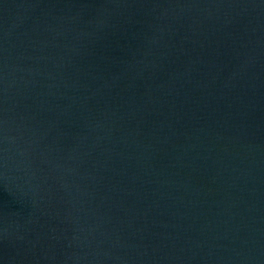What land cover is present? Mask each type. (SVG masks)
Segmentation results:
<instances>
[{
    "label": "water",
    "instance_id": "1",
    "mask_svg": "<svg viewBox=\"0 0 264 264\" xmlns=\"http://www.w3.org/2000/svg\"><path fill=\"white\" fill-rule=\"evenodd\" d=\"M0 264H264V0H0Z\"/></svg>",
    "mask_w": 264,
    "mask_h": 264
}]
</instances>
